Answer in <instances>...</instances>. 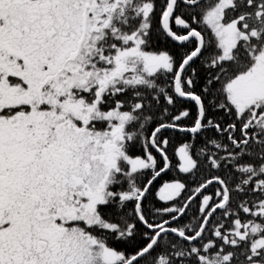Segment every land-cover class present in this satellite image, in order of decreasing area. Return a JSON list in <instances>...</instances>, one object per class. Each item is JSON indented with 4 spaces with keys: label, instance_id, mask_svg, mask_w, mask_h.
Returning a JSON list of instances; mask_svg holds the SVG:
<instances>
[{
    "label": "snow or ice",
    "instance_id": "snow-or-ice-1",
    "mask_svg": "<svg viewBox=\"0 0 264 264\" xmlns=\"http://www.w3.org/2000/svg\"><path fill=\"white\" fill-rule=\"evenodd\" d=\"M0 264H264V0H0Z\"/></svg>",
    "mask_w": 264,
    "mask_h": 264
}]
</instances>
